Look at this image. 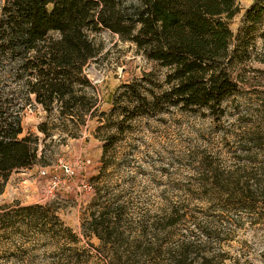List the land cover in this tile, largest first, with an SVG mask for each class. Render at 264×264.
<instances>
[{
	"label": "trees",
	"instance_id": "trees-1",
	"mask_svg": "<svg viewBox=\"0 0 264 264\" xmlns=\"http://www.w3.org/2000/svg\"><path fill=\"white\" fill-rule=\"evenodd\" d=\"M237 13V0L0 2V192L12 172L46 165L49 144L79 138L91 121L124 124L171 110L214 122L233 116L239 66L254 57L264 63L255 51L264 40V0L234 34ZM102 31L150 66L117 88L108 112L85 73L100 53L91 35ZM252 99L254 114L246 112L232 136L230 164L200 158L196 207L97 188L81 216L80 245L49 204L0 206V247L36 229L61 252L52 264H253L246 247L228 250L245 223L264 216V92ZM33 104L46 113L37 126L42 137H21V113ZM105 136L107 152L114 140Z\"/></svg>",
	"mask_w": 264,
	"mask_h": 264
},
{
	"label": "rangeland",
	"instance_id": "rangeland-1",
	"mask_svg": "<svg viewBox=\"0 0 264 264\" xmlns=\"http://www.w3.org/2000/svg\"><path fill=\"white\" fill-rule=\"evenodd\" d=\"M256 1L237 0L238 13L229 22L234 34ZM263 32L264 27L258 36ZM91 38L100 47V53L85 73L95 87L100 110L108 112L117 88L149 71L150 66L131 45L120 42L109 32L92 34ZM256 45L255 51L264 58V40L257 38ZM239 68L235 74L243 84L232 97L236 98L234 105L239 110L233 109L230 118L214 122L171 110L124 124L115 120L110 125L104 120L91 121L79 138L49 144L46 165L12 172L0 192V206L49 204L62 224L83 241L80 245L85 244L80 235L81 216L97 188L160 204L166 198L184 200L186 206L196 207L200 195L196 188L201 178L200 158L206 155L211 162L230 164L232 136L244 124L243 115L254 114L252 98H260L264 92V63H258L254 57ZM44 121L46 113L40 106H27L21 113V137L27 134L42 137L37 126ZM99 126L103 128L96 132ZM106 134H111L114 142L104 152ZM65 166L72 175L65 174ZM33 230L17 233L19 240L15 245L0 247V264H52L58 258L61 252L57 253L54 242L41 240L36 229ZM239 247H246L253 264H264V216L260 224L245 223L228 250L239 252Z\"/></svg>",
	"mask_w": 264,
	"mask_h": 264
},
{
	"label": "built area",
	"instance_id": "built-area-1",
	"mask_svg": "<svg viewBox=\"0 0 264 264\" xmlns=\"http://www.w3.org/2000/svg\"><path fill=\"white\" fill-rule=\"evenodd\" d=\"M63 169H64L65 174H68V175H72V174H73V172L70 170L69 167L65 166ZM85 187H86V186H84V188H85Z\"/></svg>",
	"mask_w": 264,
	"mask_h": 264
}]
</instances>
